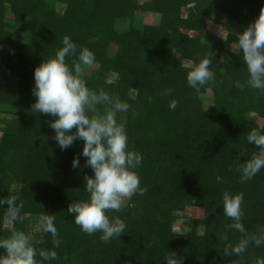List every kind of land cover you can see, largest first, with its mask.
I'll return each instance as SVG.
<instances>
[{"label":"trees","instance_id":"trees-1","mask_svg":"<svg viewBox=\"0 0 264 264\" xmlns=\"http://www.w3.org/2000/svg\"><path fill=\"white\" fill-rule=\"evenodd\" d=\"M262 7L264 0H0V196L17 194L24 217L12 224L0 208V239L19 230L31 233L37 249H53L52 237L32 234L31 226L41 215H54L60 246L51 264H167L165 255L172 253L182 264L264 259V246L254 245L240 257L224 255L242 234L227 227L232 221L220 204L224 190L243 193L245 228L255 232L264 225V169L244 183L235 171L258 151L246 136L253 128L264 132V93L234 86L247 71L233 50L238 32ZM138 11L155 14L157 22H141ZM215 15L223 18L224 37L207 28ZM65 36L77 52L86 47L95 55L84 71L88 87L129 104L117 119L125 124L129 148L143 156L136 171L147 191L122 211L106 213L127 225L107 243L100 233H83L67 212L69 203L88 195L84 177L92 170L81 156L83 142L62 150L48 123L54 117L31 109L33 70L54 57ZM205 57L215 82L196 91L187 85L185 66ZM74 59L66 58L70 67ZM173 99L175 110L168 106ZM191 208H197L194 217L187 214ZM182 217L190 229L175 231Z\"/></svg>","mask_w":264,"mask_h":264},{"label":"clouds","instance_id":"clouds-1","mask_svg":"<svg viewBox=\"0 0 264 264\" xmlns=\"http://www.w3.org/2000/svg\"><path fill=\"white\" fill-rule=\"evenodd\" d=\"M236 41L247 79L235 81L234 86L241 91L250 88L264 93V7L238 32ZM70 56H76L71 67L66 62ZM94 62L92 51L85 47L77 52V44L65 36L54 57L43 60L33 70L32 94L35 101L31 109L34 113L54 117L48 123L54 133L52 139L62 150L70 148L78 139L83 142L81 156L92 170L91 175L84 177L83 187L88 195L86 199L69 203L67 212L83 233H100L99 239L107 243L127 231V225L120 218L110 219L106 213L110 210L122 211L126 201L134 195L143 196L147 189L141 187L136 171L142 166L143 156L129 148L125 124L117 119L118 113L128 111L129 104L110 96L103 89H90L83 78L85 68ZM211 63L212 60L205 57L185 66L186 82L190 88L199 91L201 86L215 82ZM164 94L170 95L171 90H165ZM177 105L178 101L173 99L168 106L175 110ZM100 106H104L105 111L101 112ZM246 141L254 144L258 151L251 152L250 158L238 162L235 171L239 173L241 183L251 181L264 169V132L253 128ZM79 166V157H74L72 167ZM223 182V177L218 175L216 183ZM18 200L17 194L0 196V208L6 209V216L12 224L24 220L21 215L23 204ZM243 203V193L222 192L220 204L223 214L232 221L227 227L242 234L237 242L226 245L225 256L240 257L250 245L264 246V225L258 226L255 232H249L242 222ZM55 219L54 215H41L37 225L38 231L52 237L53 249H37L28 234L12 230L8 238L0 239V249L5 250L0 252V264H51L57 260L58 254L54 249L60 246V240ZM165 257L167 264H182V258L175 253ZM256 264H264V259L257 258Z\"/></svg>","mask_w":264,"mask_h":264},{"label":"rangeland","instance_id":"rangeland-1","mask_svg":"<svg viewBox=\"0 0 264 264\" xmlns=\"http://www.w3.org/2000/svg\"><path fill=\"white\" fill-rule=\"evenodd\" d=\"M136 17L138 18V20H140L143 23H155L158 20V17L155 14L144 13L141 11H138L136 13ZM222 20H223V18L221 16H218V15L213 16L211 18V20H207V28L211 32H213L216 36H219V37L225 36V31H224L223 26H222ZM125 24L126 23H120L118 25V27L124 26ZM233 50L234 51L237 50L236 45H233ZM210 100H211V98H210L209 94H207L205 99H204V103L208 104L210 102ZM253 119H255V121L258 125L262 124V120H260L259 118L253 117ZM196 213H197V208L196 209L191 208V209L187 210V214L190 217H194L196 215ZM37 225H38V221L35 224H33V226H31L32 227L31 228L32 234L35 232H40L37 230ZM173 228L175 231H178V232H185V231L189 230L190 229L189 219L185 218V217L179 218L178 220H176V222H174ZM29 236H32L31 233L29 234ZM8 237H9V235L6 234L3 237V239L8 238ZM4 251L5 250L0 249V252H4Z\"/></svg>","mask_w":264,"mask_h":264}]
</instances>
